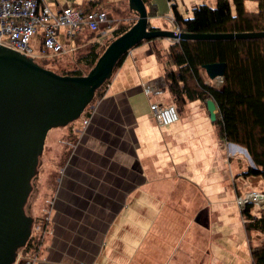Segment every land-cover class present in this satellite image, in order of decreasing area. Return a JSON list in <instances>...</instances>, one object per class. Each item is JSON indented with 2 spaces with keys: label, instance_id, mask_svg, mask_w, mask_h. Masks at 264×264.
I'll use <instances>...</instances> for the list:
<instances>
[{
  "label": "crops",
  "instance_id": "crops-1",
  "mask_svg": "<svg viewBox=\"0 0 264 264\" xmlns=\"http://www.w3.org/2000/svg\"><path fill=\"white\" fill-rule=\"evenodd\" d=\"M83 1L43 0L58 10ZM166 22L151 24L166 28ZM43 35L40 29L32 41L38 55ZM157 45L147 40L134 47L106 93L74 122L46 238L38 255L20 254L16 264L212 263L206 230L230 192L238 196L234 183H248L237 176L247 163L238 144L221 139L205 100L179 106V120L169 125L154 115L153 102H169ZM146 82L163 91L146 93Z\"/></svg>",
  "mask_w": 264,
  "mask_h": 264
},
{
  "label": "trees",
  "instance_id": "trees-1",
  "mask_svg": "<svg viewBox=\"0 0 264 264\" xmlns=\"http://www.w3.org/2000/svg\"><path fill=\"white\" fill-rule=\"evenodd\" d=\"M144 1L149 16L156 14L155 3L152 0ZM168 1L175 21L183 31L217 33L264 30V0H216L215 5L203 2L192 8V15L189 17H185L181 13L176 0ZM40 2L42 3V1ZM106 2L104 0H84L79 3L74 2L73 5L85 11L104 9L105 5H110L112 6L111 10H114V16H116L115 13L125 12L126 8H130L129 0ZM248 2H251L252 5L255 4V9H251ZM107 13L109 15L108 11ZM131 25L116 26L113 31L114 38L124 33ZM149 28L161 27L154 26L150 22ZM87 32L96 31L84 27L82 32L66 45L71 50H75L78 46L79 50L86 40ZM159 45L154 50L167 83L169 94V102L167 103L184 106L188 101L205 100L206 97L212 96L219 109L218 117L214 123L221 139L224 142L235 143L244 147L252 159V164L239 172L237 176L252 187L255 182L264 181V37L181 38L172 42L169 53L164 52ZM106 46L94 42L87 46L89 49L87 55L84 56V61L89 69L94 66ZM56 55H61V53ZM126 56L127 54L121 58L115 70L122 64ZM35 59L37 60V58ZM214 62L226 63L221 85L213 83L203 67L204 64ZM88 72L83 69H75L61 73L83 75ZM111 79L112 77L97 89L91 104L106 93V88ZM88 113L89 109L87 108L83 115H88ZM73 134L74 131L71 132V135ZM69 150L71 151V148ZM66 161L65 159L61 162L58 161L56 167L53 168L54 170L50 172V175L53 174L54 176L51 184L46 186L44 207L40 213L33 216L32 234L26 245L19 249V254L24 260L38 255L46 238L45 234L51 224L49 211L53 205L52 200H54L57 188L58 170L64 166ZM234 185L237 194L240 196L242 187L240 188L237 183ZM252 208L253 204L248 203L242 209L245 229L248 232L252 230L264 232V214L257 216L252 212ZM252 264H264V246L252 251Z\"/></svg>",
  "mask_w": 264,
  "mask_h": 264
},
{
  "label": "water",
  "instance_id": "water-1",
  "mask_svg": "<svg viewBox=\"0 0 264 264\" xmlns=\"http://www.w3.org/2000/svg\"><path fill=\"white\" fill-rule=\"evenodd\" d=\"M129 6L138 14L137 20L107 45L94 66L83 75L58 73L32 55L0 43V264H15L19 249L32 234L34 217L27 212L26 203L49 130L80 118L125 54L144 40L158 37L174 41L264 37V30L193 33L153 29L149 28L144 0H129ZM203 67L211 80L223 81L225 62ZM205 102L210 118L216 120L217 102L212 96L206 97Z\"/></svg>",
  "mask_w": 264,
  "mask_h": 264
},
{
  "label": "rangeland",
  "instance_id": "rangeland-1",
  "mask_svg": "<svg viewBox=\"0 0 264 264\" xmlns=\"http://www.w3.org/2000/svg\"><path fill=\"white\" fill-rule=\"evenodd\" d=\"M176 1L178 2L181 13L185 17H189L190 15H192L193 5L203 2H207L210 5L216 4V0ZM152 2L156 5L157 15H154H156L157 17L155 18L154 15H152V17L149 16V20L152 23L163 22V24H165V22L167 21L166 28L174 29L177 24L175 25L172 19H170V17L173 16L172 13H169L171 11L170 2L168 0H152ZM248 5H250L251 9H255L256 7L255 4L252 5L251 2H248ZM111 7L112 6L110 5H105L104 7V10L109 12V17L112 19V23L110 25L111 32L109 35H107L106 37H101V35L96 32H87L86 40L80 46L79 50L77 48L78 46H76L75 50H71L68 45H64V52L61 53V55H38L37 60L41 62L40 64L46 66L47 68L53 69L58 73L70 72L75 69L90 71L91 68L89 69V66L84 61V56L87 55L89 49V47L87 46L92 44V42L98 43L101 46H106L108 42L110 43L114 39L113 31L116 26H120L122 24L125 26H128L130 24L133 25V23L138 18V14H136V12L131 8H126L125 12L121 11V13H115L116 16H114V10H111ZM103 29L107 28L102 27L101 31ZM79 34L80 33H77L74 39ZM151 40L158 41V45L161 44L159 46L164 50V52L169 53L168 50L170 51L171 47L168 46L165 48L163 44L167 40L171 39H169L168 37H158ZM211 81L217 85H221L222 83L218 79H214ZM177 107H179V104ZM73 127L74 123H72L71 125L68 124L64 127H53L47 134L44 152L40 156V165L38 168L37 176L32 181V192L26 203V210L32 216L40 213L44 207L45 192L47 191L46 186L51 184L54 176L53 174L50 175V172L54 170L53 168L56 167V163L58 161L61 162L64 159L67 160L70 155L69 148H71V146L67 142H72L73 135H71V132L74 129ZM63 129H65L66 131L64 132V134ZM59 133L61 134L60 137H58ZM234 149L238 151V154L241 157H244L247 163L246 166L242 169L243 171L249 164H252V159L244 147L238 145L234 146ZM232 166V172L234 173L236 172L235 162H233ZM229 183V187L233 188L234 185L231 179H229ZM253 187L249 183H246V185H242V194L240 196L246 197L250 192L253 191H264V181H261V183L259 181L255 182L253 184ZM240 196H237L235 192H230L229 196L222 201V205L217 206V209L215 210L216 215L212 217L211 229L206 230L207 235L212 237L211 264H252L253 249L264 246V232L258 230H252L248 232L245 230L243 224L244 216L242 215V206L239 203ZM178 200L179 196L175 197L174 204H177ZM252 204V212H254L257 216H261L264 214V207H262L263 205H259L257 201H253ZM23 261L24 260L22 259V263Z\"/></svg>",
  "mask_w": 264,
  "mask_h": 264
},
{
  "label": "built area",
  "instance_id": "built-area-1",
  "mask_svg": "<svg viewBox=\"0 0 264 264\" xmlns=\"http://www.w3.org/2000/svg\"><path fill=\"white\" fill-rule=\"evenodd\" d=\"M170 19L177 24L173 16ZM111 23L112 19L104 9L85 11L69 5L58 10L40 0H0V42L27 55H35L32 39L40 29L44 30L42 53L59 54L64 52L62 37L71 43L84 27L106 37L111 32ZM102 27L107 29L101 31ZM174 29L181 31L179 24ZM144 86L148 94L163 91L151 82L144 83ZM151 110L164 125L175 123L180 118L179 108L174 103L153 102ZM87 122L88 119L84 121L85 124ZM256 195L258 200L253 199ZM249 201H257L264 207V193L253 191L246 197H239L242 208Z\"/></svg>",
  "mask_w": 264,
  "mask_h": 264
},
{
  "label": "clouds",
  "instance_id": "clouds-1",
  "mask_svg": "<svg viewBox=\"0 0 264 264\" xmlns=\"http://www.w3.org/2000/svg\"><path fill=\"white\" fill-rule=\"evenodd\" d=\"M40 1L43 2V0H40ZM171 13H172V10H171ZM172 14H173V13H172ZM173 17H174V15H173ZM174 19H175V18H174ZM181 30H182V29H181ZM33 38H34V37H33ZM32 41H33V39H32ZM172 41H174V40H172ZM71 42H72V41H71ZM0 43H1V42H0ZM66 44H69V40H68V41H64V45H66ZM70 45H71V44H70ZM71 47H72V46H71ZM42 48H43V46H42ZM34 50H35V49H34ZM62 53H63V52H62ZM39 55L42 56V55H49V54H44V53H42V50H41V53H40ZM32 56H33L34 58H37L38 54L35 53V55H32ZM35 60H36V59H35ZM36 61H37V60H36ZM144 90H145V89H144ZM90 106H91V104H90L89 106H87L86 109H87V108L89 109ZM86 109H85V110H86ZM84 112H85V111H84ZM84 112H83V114H84ZM179 113H180V111H179ZM83 114H82V116H85V115H83ZM82 116H81V117H82ZM81 117H80V118H81ZM78 119H79V118H78ZM75 121H76V120H74V122H75ZM74 122H73V123H74ZM66 126H67V125H66ZM248 203H253V201H249ZM248 203H247V204H248ZM247 204H246V206H247ZM242 209H244V208H242ZM49 212H50V211H49ZM49 219H50V217H49ZM253 250H254V249H253ZM19 256H20V254H19ZM18 259H19V257L17 258V261H18ZM17 261H16V263H17ZM16 263H15V264H16Z\"/></svg>",
  "mask_w": 264,
  "mask_h": 264
},
{
  "label": "bare ground",
  "instance_id": "bare-ground-1",
  "mask_svg": "<svg viewBox=\"0 0 264 264\" xmlns=\"http://www.w3.org/2000/svg\"><path fill=\"white\" fill-rule=\"evenodd\" d=\"M256 196H257V197H254L253 199H257V200H258V199H259V197H258V195H256Z\"/></svg>",
  "mask_w": 264,
  "mask_h": 264
}]
</instances>
